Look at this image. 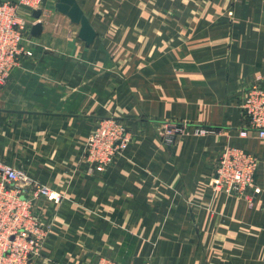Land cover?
<instances>
[{
	"label": "crops",
	"instance_id": "crops-1",
	"mask_svg": "<svg viewBox=\"0 0 264 264\" xmlns=\"http://www.w3.org/2000/svg\"><path fill=\"white\" fill-rule=\"evenodd\" d=\"M77 1L94 42L44 0L39 18L22 12L43 24L33 55L0 86V161L63 195L42 204L36 264H264V139L239 134L240 93L264 76V0ZM110 117L130 143L98 170L86 142ZM166 123L188 131L167 145ZM228 145L259 158L250 200L212 186Z\"/></svg>",
	"mask_w": 264,
	"mask_h": 264
},
{
	"label": "built area",
	"instance_id": "built-area-1",
	"mask_svg": "<svg viewBox=\"0 0 264 264\" xmlns=\"http://www.w3.org/2000/svg\"><path fill=\"white\" fill-rule=\"evenodd\" d=\"M44 0H0V86L6 84L12 69L22 56H32L27 48L32 26L22 17L41 9ZM241 112L248 126L239 130L241 136L255 132L264 139V76H255L241 91ZM187 126L166 123L163 142L172 145L176 137L186 133ZM194 135H206L213 129L194 127ZM130 137L124 122L110 117L99 121L89 135L84 158L98 170L108 168L128 148ZM256 154L228 145L223 148L215 167L212 186L216 191L250 200L259 193ZM63 195L47 184L31 177L24 170L0 161V264H36L42 256L51 225L40 214L44 201L60 203ZM89 264H126L100 257Z\"/></svg>",
	"mask_w": 264,
	"mask_h": 264
},
{
	"label": "water",
	"instance_id": "water-1",
	"mask_svg": "<svg viewBox=\"0 0 264 264\" xmlns=\"http://www.w3.org/2000/svg\"><path fill=\"white\" fill-rule=\"evenodd\" d=\"M57 9L60 13L66 15L73 23L79 25L78 36L84 40L87 45H91L94 42L97 32L77 0H59ZM41 12L40 9L34 10V17L39 18ZM42 30L43 24L39 21L32 25L31 33L36 36L41 34Z\"/></svg>",
	"mask_w": 264,
	"mask_h": 264
}]
</instances>
